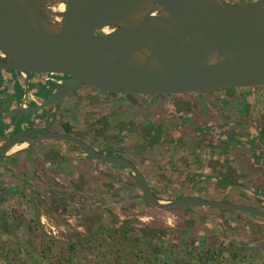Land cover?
<instances>
[{
	"label": "water",
	"instance_id": "95a60500",
	"mask_svg": "<svg viewBox=\"0 0 264 264\" xmlns=\"http://www.w3.org/2000/svg\"><path fill=\"white\" fill-rule=\"evenodd\" d=\"M65 78L42 102H23L0 121L62 103L81 87L138 96L264 87V0H0V70ZM60 140L134 176L158 209L199 206L264 218V209L189 194L157 196L130 158L98 151L72 133L36 128L0 135V162L44 140Z\"/></svg>",
	"mask_w": 264,
	"mask_h": 264
},
{
	"label": "rangeland",
	"instance_id": "374dc122",
	"mask_svg": "<svg viewBox=\"0 0 264 264\" xmlns=\"http://www.w3.org/2000/svg\"><path fill=\"white\" fill-rule=\"evenodd\" d=\"M255 96L253 112L256 111L258 120L264 121V87H259ZM72 98L71 109H67L71 114L46 113L53 121L46 126L64 131L70 115L74 122L72 134L99 151L134 160L161 199L188 195L186 191L191 185L187 184L188 172L181 169L182 159L186 158L191 168H200L201 154L192 153L187 145L161 151V147L148 145L140 129L133 134H121V120L132 123L141 119V113L125 97L90 104L81 101L86 98V89H80ZM138 98L146 105L154 102L151 96ZM234 102L235 99L228 105L223 100L225 110L232 116H235ZM24 125L22 121L19 123L23 130L30 128L29 124ZM102 125V132H98ZM204 142L209 143V137ZM57 146H61L59 141H43L25 147L28 152L25 157L35 159L33 169L30 173L19 169L10 185L5 183L8 178L3 179L2 170L7 165L0 163V264H179L177 259L180 264H264V248L254 243V234L230 224L227 215L231 211L209 212L212 217L197 212L199 221L192 230L178 209L162 210L144 202L134 176L126 168L94 160L86 181ZM149 147L153 149L148 153ZM74 149L85 155L82 149ZM204 152L207 159L211 154L209 159L216 158L212 148ZM145 153L156 164L159 162L162 171L156 170L155 165L142 166L140 156ZM9 169L12 170L11 166ZM78 176L83 179L79 181ZM196 189L198 193L208 191L209 199L231 201L228 188L215 180L199 182ZM197 191L194 194L202 196ZM222 194L228 198L220 199L224 197ZM238 194L239 190L234 188L230 199H238ZM240 214L243 218L250 217L248 213ZM252 216L256 220V215ZM263 222L257 221L256 227L264 230ZM134 228L148 233L143 235ZM198 228L205 235L198 236ZM187 230L197 234L198 243L181 234ZM161 232L166 235H158Z\"/></svg>",
	"mask_w": 264,
	"mask_h": 264
},
{
	"label": "trees",
	"instance_id": "16d2710c",
	"mask_svg": "<svg viewBox=\"0 0 264 264\" xmlns=\"http://www.w3.org/2000/svg\"><path fill=\"white\" fill-rule=\"evenodd\" d=\"M243 90V88L229 87L216 91L194 92L181 95H158L154 96V102L150 105L142 103L138 95L116 93L128 98L131 104L141 113L139 121L119 123L121 134H133L140 129L149 146L160 145L165 149H171L177 145H187L192 150L200 151L208 145L217 154L216 158L209 160V164L214 170V175L209 177L214 179L216 184L227 187L229 191L236 186L243 187V175L238 172L237 160L241 158L246 161L250 169H262L264 161V122L253 118L254 104L248 96L242 95ZM1 92L2 90H0V96L2 95ZM36 92L46 98L50 91L47 93L42 91V89H37ZM168 98L170 99L168 100ZM233 99H235V107L233 109L235 116H232V114L225 110L223 103V100H227L229 105V102L231 104ZM13 119H11L10 123L13 122ZM103 125L99 128L98 132H102ZM7 126L8 123L5 121L0 122L1 135L5 132ZM63 127L65 132L72 133V127L69 123H66ZM19 129L17 128L14 131H19ZM208 137L209 143L205 144L204 141ZM71 145L77 149H82L74 144ZM245 148L251 151L250 155H246L247 153L244 152ZM100 152L119 156V154L109 151ZM88 158L93 159L90 155H88ZM182 164L184 171L188 172L189 175L187 184L196 189V185L200 180H195L199 174L194 173L193 176H190L192 170L186 158L182 159ZM134 181L138 187L139 195L146 202L143 199L139 184L136 179ZM152 190L154 191L153 188ZM250 192L253 193V190L250 189ZM154 193L156 194L155 191ZM260 193L264 195V192ZM171 198L173 199L174 197ZM260 208L264 209V206ZM176 209L179 210V213L185 215L186 221L192 230L196 228L195 224L199 221L196 210L201 213L211 212L212 210L231 211L239 219L241 218L240 213H243L234 210L199 206L174 207L171 210L176 211ZM209 216L212 217L211 214ZM257 217L264 220L261 216ZM239 226L243 232L254 234L256 237L254 243L256 245L260 244L264 248V245H262L264 230L252 224L242 222V220L239 222ZM227 228L229 230L230 226H227ZM133 230L140 231L143 235L145 233L142 229L134 228ZM153 232L155 231L149 230V233ZM163 234L162 232L158 233V235H166ZM181 234L186 235L189 237V240L197 243L198 239L195 238L197 234L198 236L205 235L200 228L197 229V234L188 230ZM212 235L215 236L214 234ZM177 261L179 264L181 263V260L177 259Z\"/></svg>",
	"mask_w": 264,
	"mask_h": 264
},
{
	"label": "crops",
	"instance_id": "0c3cea01",
	"mask_svg": "<svg viewBox=\"0 0 264 264\" xmlns=\"http://www.w3.org/2000/svg\"><path fill=\"white\" fill-rule=\"evenodd\" d=\"M17 79L16 84L19 85L20 84V79L18 74L12 72V71H6V70H0V90H3V88H9L12 89L13 86V80ZM259 87L262 86H256V87H244L243 89V94L245 96H248L255 107V92L258 91ZM80 89H86V98L81 100V101H86L89 102L90 104H94L96 102H101L102 100H113L115 98H121L123 96L117 95L116 93H112V92H104V91H100L97 90L95 88L92 87H81L79 89H77L76 91H74L73 93H71L69 96H67V98L64 100V102H62L61 105H59L57 108L54 107V109H51L50 112L51 113H56L58 110L60 113H68L71 114L70 111H68L67 109H71L70 108V101L74 100L72 97L74 95V93L80 91ZM11 91V90H10ZM126 98V97H125ZM128 99V98H127ZM58 109V110H56ZM241 115V114H239ZM264 115V114H263ZM252 116L253 118H255L256 120H258V118L256 117V111L252 112ZM48 117V116H47ZM264 117V116H263ZM68 122L70 125H73V118L69 115L68 116ZM123 122V120H121ZM260 122L262 120H259ZM52 119L51 118H47V124H52ZM264 122V121H263ZM53 128V127H52ZM46 141H58V140H46ZM61 143V146H57V148L62 151V154L65 156L66 159H68L67 162H70V166L73 168V166L78 167L79 169V173L78 174H82L83 177L85 178L86 181H88V172L92 170L93 167V162L94 159L88 158V156H85L79 152H75V149L73 146H71V144H62L64 143L63 141H59ZM36 145V144H35ZM70 145V146H69ZM34 146V145H33ZM32 147V146H31ZM156 147H161L160 145H156ZM154 147V149L156 148ZM151 147H149L147 149V152L149 153L150 151H152ZM165 149L161 147V151ZM65 150L67 151V153L65 152ZM206 150V152H209V150H211V147H208V145H206V147L200 151H195L191 149V152H197L199 154L202 155L203 160L200 164V168L195 167V168H191V164H189V167L192 170V173H190V176H193L194 173L199 174V176L196 178L195 181L200 180L201 182H213L214 179L210 178L209 176L214 175V170L211 167V165L209 164V158L212 157V154L210 155V157H208V159L205 157L206 153L204 152ZM27 149H22V150H18L17 152H15L13 155H9L8 157H6L4 160H2L0 163H4L7 165V167H5L2 171L4 172V177L8 178V185L12 184V182H14V179H16V174L18 171H20L19 169H25V171H27L28 173H30V171H32L33 169V165H34V161L35 159L33 158H26L25 156L28 154V152H26ZM247 154L246 155H250L251 151L249 149L245 148V151ZM208 154V153H207ZM83 155V156H81ZM149 154H144L140 156V160H141V164L142 166L145 167H151V165H155L154 167H156V170L158 171H162L159 165V162H157L158 164L155 163V161L148 156ZM16 158V159H15ZM25 159V160H23ZM187 160V159H186ZM134 161V160H133ZM238 162V172L241 173L242 176V183L244 184L243 187L241 186H236L234 188H237L239 190V194L237 197H239L238 199L234 200V199H230L231 195L234 193V188H232L230 191L228 190V195H229V199L233 202H238V203H244V204H251L254 206H259L262 207L264 206V195H262L260 192H264V161H263V168L259 169V168H254V169H250L248 166L249 164H247L246 161H244L243 159L239 158L237 160ZM135 162V161H134ZM188 162V161H187ZM137 164V163H136ZM2 165V164H0ZM12 168V170H10L9 168ZM64 167H67L66 165ZM140 168V167H139ZM181 169L184 170V167L182 166ZM143 171V173L145 174L147 181H148V177L145 173V171L143 169H141ZM78 171V170H77ZM69 172V171H68ZM13 173V174H11ZM14 175V176H13ZM9 176L11 177V180L9 179ZM69 179H71V177L69 176ZM82 177L78 176V180H82ZM73 183L77 184L76 181H72ZM149 184V181H148ZM149 186L151 187V185L149 184ZM197 186V185H196ZM152 189V188H151ZM189 191L187 190L186 193L189 194H194L195 192L193 191H197V189L189 187L188 188ZM250 189L253 190V193L250 192ZM198 193V191H197ZM205 193V195H203ZM208 191L206 192H201L198 194H201L202 196L208 197ZM196 194V193H195ZM213 194H210L209 196H211ZM224 195V197H220V199H223L225 197H227V195ZM158 196V195H157ZM211 197H208V199ZM215 198V197H214ZM228 198V197H227ZM196 210V209H195ZM216 210H212L211 212H214ZM198 211H196L197 213ZM204 213H209V212H204ZM231 214L227 215L228 220L231 222L230 224H234V226H237L238 228H240L239 226V222L242 220V222H246L249 224H252L253 226H256L257 221L261 222L264 221L263 219L257 217L256 220L251 218V217H255L252 216L250 214H247L245 212V215H250L249 218H243L242 216H240L241 218H237V216L235 214H233V212H230ZM252 219V220H251ZM259 219V220H257ZM254 220V221H253ZM238 222V223H237ZM264 223V222H263ZM264 240V238H263Z\"/></svg>",
	"mask_w": 264,
	"mask_h": 264
},
{
	"label": "flooded vegetation",
	"instance_id": "af4514ba",
	"mask_svg": "<svg viewBox=\"0 0 264 264\" xmlns=\"http://www.w3.org/2000/svg\"><path fill=\"white\" fill-rule=\"evenodd\" d=\"M1 70L12 71V72L18 74L19 79H20L19 80L20 84L17 85L16 84L17 79H14L13 80L12 89H9V88H6V87L3 88L2 92H1L2 95L0 96L1 97L0 98V113H1L0 116L6 114L7 112L11 111L12 109L18 107L20 105V102H23L25 106H30V105H33V104H35L37 102H42L45 98L40 96L36 92V90L37 89H39V90L42 89V91L47 92V93L50 91L48 93V95H49L60 85L62 80L65 78V76L61 75V74H59L58 76H52V77L49 74H45V73H43V74H36V73L31 74L30 91L28 92V94L26 95L27 97L25 98L24 96H25L26 92H25V76H24V74H22L20 71H18L16 69H1ZM57 80L61 81V82L58 83ZM35 88H37V89H35ZM61 104L62 103H60L58 105H53V107L57 108ZM51 107L52 106L43 108L42 110H40V111H38V112H36V113H34L32 115L22 116L18 120V123H17L16 126H14V122H15L16 117H10V118H7L5 120H2V121H5L6 123H8V122L10 123L11 119L14 118L13 122L10 123V125L7 126V129L5 130L4 133L8 132V130L14 131L17 128H20L19 127V123L21 121L25 123L24 127L28 126V124L30 125V128L25 129V130H28V131H33L36 128L55 130V129L50 128V126H46L45 125V124H47V118H48L45 114L46 113L47 114L51 113L50 112V108ZM51 109H53V108H51ZM56 110H58V109H56ZM47 111H49V112H47ZM58 112H59V110H58ZM40 117H42V118L44 117L43 120H39ZM2 121H0V122H2ZM21 130H23V128L19 129V131H21ZM57 131H60V130H57ZM16 132H18V131H16ZM50 140H55V139H50ZM44 141H46V140H44ZM58 141H60V140H58ZM41 142H43V141H41ZM83 152L85 153V156L89 155L85 150ZM120 156H122V155H120Z\"/></svg>",
	"mask_w": 264,
	"mask_h": 264
},
{
	"label": "built area",
	"instance_id": "2783aa9c",
	"mask_svg": "<svg viewBox=\"0 0 264 264\" xmlns=\"http://www.w3.org/2000/svg\"><path fill=\"white\" fill-rule=\"evenodd\" d=\"M49 75L52 77V76H58L59 74H49ZM57 81H58V80H57ZM57 81H56V82H57ZM60 82H61V81H58V83H60Z\"/></svg>",
	"mask_w": 264,
	"mask_h": 264
}]
</instances>
